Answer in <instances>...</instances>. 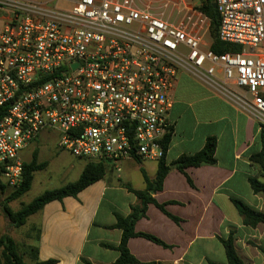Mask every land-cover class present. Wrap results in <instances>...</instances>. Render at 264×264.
<instances>
[{"label": "built area", "instance_id": "obj_1", "mask_svg": "<svg viewBox=\"0 0 264 264\" xmlns=\"http://www.w3.org/2000/svg\"><path fill=\"white\" fill-rule=\"evenodd\" d=\"M159 1L183 6L194 27L167 20L153 0H0V172L9 188L22 184L21 153L45 131L61 150L118 172L127 160L159 162L184 72L264 127V0H215L219 39L242 47L225 54L203 48L211 20L197 5Z\"/></svg>", "mask_w": 264, "mask_h": 264}, {"label": "crops", "instance_id": "obj_2", "mask_svg": "<svg viewBox=\"0 0 264 264\" xmlns=\"http://www.w3.org/2000/svg\"><path fill=\"white\" fill-rule=\"evenodd\" d=\"M182 75L174 91L170 116L174 128L166 162L171 164L183 155L202 151L207 138L215 137L216 164L190 167L185 173L175 168L170 171L163 190L153 197L159 204H166V211L180 222L155 204H149L146 216L135 227L136 232L156 236L170 247L134 237L128 242L130 253L138 264H226L222 239L235 231L240 257L247 264H264V224L256 228L246 226L232 201L240 200L264 212V195L255 194L249 181L259 176V169L250 162V157L261 150L260 125L251 114L221 94L195 93L192 84ZM44 133L49 131L41 133L22 151L24 162V152L30 149L32 158L34 149H40V137ZM86 164L81 165L79 177ZM121 168V172L110 168L103 180L88 187L77 198L52 202L34 215L37 220L30 225L39 230L36 245L41 261L116 264L120 256L117 247L123 235V231L115 227L117 217H128L132 206L138 203L129 187L137 191L147 188L143 175L140 182L139 178H133L134 172L142 174L143 169L153 180L158 161L127 160Z\"/></svg>", "mask_w": 264, "mask_h": 264}, {"label": "trees", "instance_id": "obj_3", "mask_svg": "<svg viewBox=\"0 0 264 264\" xmlns=\"http://www.w3.org/2000/svg\"><path fill=\"white\" fill-rule=\"evenodd\" d=\"M197 8L207 15L211 20L210 35L212 38L211 49L216 54L225 53H238L242 51V47L230 43L222 42L218 37V29L220 23V16L218 10L213 8L212 0H201V3L197 5ZM173 131V130H172ZM172 133L168 134L164 139V157L158 162V171L155 179H150L145 170L142 169V175L144 177L147 188L143 191H137L129 187L138 198V203L132 206L131 214L124 217H117V223L115 227L120 228L123 231L122 240L117 249L120 252V256L116 264H138V260L132 256L128 248V242L134 237H144L158 245L165 248H169L165 242L157 238L156 236L147 233L136 232V223L144 218L147 214L149 204H155L159 209L166 213L177 223L180 219L169 214L166 211V204H159L153 197V194L163 190L164 181L170 171L175 168L185 173L187 168L200 167L202 165H214L216 164V148L217 139L215 137H208L205 147L202 151L194 155H183L175 162L168 164L166 162V153L171 143ZM259 142L261 144V150L250 157V162L259 169V176L250 178V185L255 194L264 195V127H261L259 133ZM136 161L141 163L142 160L136 158ZM107 165L103 163H87L79 179L73 183H69L61 188L47 190L42 195L34 199L29 204H25L20 210L14 211L9 203L22 198L31 189L34 181V175L38 171L45 170L47 163L38 161V152H35L33 159L30 163H24L23 181L19 188L13 189V192L1 202L2 211L15 228H21L25 226L29 219L35 214L39 213L44 207L52 202H62L64 199L73 197L77 198L78 195L86 190L88 187L103 180L107 173ZM1 173V172H0ZM2 175V174H1ZM190 185L194 186L192 180L188 178ZM8 187L3 184L2 188ZM9 188V187H8ZM237 207L240 215L243 218V222L246 226L256 228L260 224H264V212L254 210L247 206L240 200H232ZM31 230L36 233L35 237L30 233L28 236H32L37 244L40 238L39 230L36 226H32ZM31 237V238H32ZM222 243L225 248L227 263L226 264H247L239 255L236 249L235 231H231L227 239H222ZM26 257H29V262ZM57 260L50 259L47 261H41L39 259V249L37 245L26 248L21 247L11 236L3 235L0 237V264H56ZM86 264H91L86 261Z\"/></svg>", "mask_w": 264, "mask_h": 264}, {"label": "rangeland", "instance_id": "obj_4", "mask_svg": "<svg viewBox=\"0 0 264 264\" xmlns=\"http://www.w3.org/2000/svg\"><path fill=\"white\" fill-rule=\"evenodd\" d=\"M36 1H44V0H36ZM153 1L155 2L153 6L154 10L158 13L165 12V14L163 15H165V18L167 20H170L172 23L175 24L184 23V25L190 29L194 27L196 23V18L194 17L193 20H191L193 15L188 14L184 10L183 6L179 10L175 9L173 4L165 8V4L161 3L159 0H153ZM186 2L191 5H199L201 3V0H186ZM61 6H67V5L61 3ZM201 35L203 36V39L207 44V46L203 47L206 50L208 49L209 45L212 44V38L210 32L206 31L205 28L201 31ZM182 76H184L189 80L190 84H192L191 87L195 93L212 92L216 94L217 93L221 94L219 90L208 86L203 81L199 80L198 78H196L195 76H193L188 72H184ZM40 138L42 140L40 141V149L39 148L34 149V151L32 152V158H31L30 149L27 150L26 152H24V157H25L24 159H25V163H30L33 159L34 153L38 152L39 163L46 162L47 168L45 170L38 171L35 173L32 189L27 194H25L22 198L9 203V206L14 211L20 210L23 205L29 204L47 190L58 189L69 183L75 182L79 177L78 174L81 173L80 172L81 165L84 162L91 163L90 161L79 160L69 152L61 150L58 146V136L56 133L53 132L44 133ZM109 169L110 168L107 167V172ZM133 178L135 180L139 178L140 182H143L142 174L139 173L138 171L134 172ZM3 184L5 183L0 173V237L3 235H9L21 247H24V250H26L28 246L32 247L36 245L35 241L33 240L34 238L32 237V236L35 237L36 233L31 230L30 224L32 222H36L37 217L36 216L32 217L29 221L30 223H27V225L21 228L13 227L5 217L1 208V202L5 200L13 192V189L8 187L2 188ZM29 233L32 236L29 237L28 236ZM26 259L28 262L30 261L29 257H26Z\"/></svg>", "mask_w": 264, "mask_h": 264}, {"label": "water", "instance_id": "obj_5", "mask_svg": "<svg viewBox=\"0 0 264 264\" xmlns=\"http://www.w3.org/2000/svg\"><path fill=\"white\" fill-rule=\"evenodd\" d=\"M212 6H213V8H215V9H216L217 5H216V2H215V0H212Z\"/></svg>", "mask_w": 264, "mask_h": 264}]
</instances>
